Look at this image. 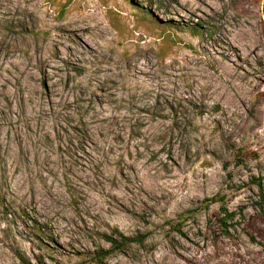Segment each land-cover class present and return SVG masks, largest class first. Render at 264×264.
<instances>
[{
	"label": "rangeland",
	"instance_id": "obj_1",
	"mask_svg": "<svg viewBox=\"0 0 264 264\" xmlns=\"http://www.w3.org/2000/svg\"><path fill=\"white\" fill-rule=\"evenodd\" d=\"M262 5L0 0V264H264Z\"/></svg>",
	"mask_w": 264,
	"mask_h": 264
},
{
	"label": "trees",
	"instance_id": "obj_2",
	"mask_svg": "<svg viewBox=\"0 0 264 264\" xmlns=\"http://www.w3.org/2000/svg\"><path fill=\"white\" fill-rule=\"evenodd\" d=\"M262 12L264 15V0H263V5H262ZM189 28H191L193 31H200L201 30V26L199 24H193ZM213 200H215L214 197L208 198L205 201L210 202ZM220 209L224 214V218L219 219V222L221 225L226 226L225 220L226 219H232L233 213L228 212L225 208H222V207ZM103 238L110 244V246H109V248H107L105 250H103V249L96 250L94 259L96 260L97 264H103L102 258L105 256V254L110 253L111 251H119L122 248H124L125 246H127L128 243H130L132 241H136V238L126 236L120 232H117L116 236H113L112 234H109V235L105 234ZM138 241H141V240H138Z\"/></svg>",
	"mask_w": 264,
	"mask_h": 264
}]
</instances>
